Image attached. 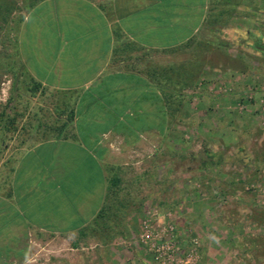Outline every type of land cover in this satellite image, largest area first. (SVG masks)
I'll return each instance as SVG.
<instances>
[{"label": "rangeland", "instance_id": "rangeland-1", "mask_svg": "<svg viewBox=\"0 0 264 264\" xmlns=\"http://www.w3.org/2000/svg\"><path fill=\"white\" fill-rule=\"evenodd\" d=\"M29 1L0 0V176L2 127L50 97L16 58ZM205 1L197 37L154 58L165 133L106 155L105 226L43 234L26 264H264V0Z\"/></svg>", "mask_w": 264, "mask_h": 264}, {"label": "crops", "instance_id": "crops-1", "mask_svg": "<svg viewBox=\"0 0 264 264\" xmlns=\"http://www.w3.org/2000/svg\"><path fill=\"white\" fill-rule=\"evenodd\" d=\"M185 2L44 0L28 10L16 58L50 97L2 127L13 151L0 176V264H26L43 234H77L91 223L105 203L115 143L163 136L157 85L164 89L168 70L156 78L154 58L195 39L205 20L207 1ZM139 115L147 124L134 128Z\"/></svg>", "mask_w": 264, "mask_h": 264}, {"label": "trees", "instance_id": "trees-1", "mask_svg": "<svg viewBox=\"0 0 264 264\" xmlns=\"http://www.w3.org/2000/svg\"><path fill=\"white\" fill-rule=\"evenodd\" d=\"M44 0H30L28 3H27V8L28 9H31L32 7H34L36 4L42 2ZM119 183V179L117 177H114L111 179V183L109 185V187H107V190H106V195L108 194V192H111V189L112 187H116V185ZM108 196V195H107ZM107 198V197H106ZM105 198V200H106ZM105 205H103V207L101 208V210L97 213L96 217L91 221V223H89L86 227H84L83 229H81L77 235H78V238L79 240L85 238L87 236V232L91 231V228H89V226H93L94 224L96 226H99L100 224L105 226L104 225V220L105 219V215H106V209L104 207ZM102 226V227H103Z\"/></svg>", "mask_w": 264, "mask_h": 264}]
</instances>
